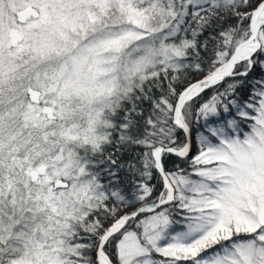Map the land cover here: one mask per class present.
Instances as JSON below:
<instances>
[{
    "label": "snow or ice",
    "instance_id": "1",
    "mask_svg": "<svg viewBox=\"0 0 264 264\" xmlns=\"http://www.w3.org/2000/svg\"><path fill=\"white\" fill-rule=\"evenodd\" d=\"M0 264H264V0H0Z\"/></svg>",
    "mask_w": 264,
    "mask_h": 264
}]
</instances>
